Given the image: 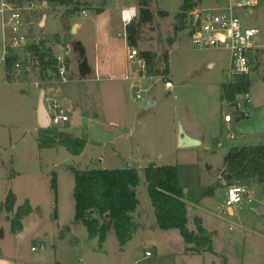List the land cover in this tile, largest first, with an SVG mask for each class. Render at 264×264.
<instances>
[{
	"label": "rangeland",
	"instance_id": "1",
	"mask_svg": "<svg viewBox=\"0 0 264 264\" xmlns=\"http://www.w3.org/2000/svg\"><path fill=\"white\" fill-rule=\"evenodd\" d=\"M34 1L36 8L26 9L22 14L23 33L30 41L44 42L52 48L53 55L67 65V78L74 76L73 65L78 62L72 39L75 36L72 27L78 18L86 22L78 39L87 44L93 64L100 57L104 63L110 61L115 68L114 74L121 75L126 65V44L120 35L123 23L118 9L137 6L135 18H138L140 0H79L81 11L72 14H68L72 6L28 0L29 3ZM195 1L194 8L210 9L218 7L222 0ZM148 2L154 21L143 26L138 48L163 60L171 51L170 73L174 87L170 92L157 86L149 96L136 99L130 83L118 81L120 100L117 101L108 92L110 82L96 81V72L80 83L45 84L41 79L42 70L33 61L30 71H9L0 67V203L12 190L17 197L16 208L26 201L32 207L27 220H24L26 217L22 220V226L25 221L22 236L7 234L2 241L6 251H12L14 243L21 257L19 264H264V228L259 227L261 232L243 229L237 218V215H245L244 219L251 221L250 208L253 209L259 199L264 200V187L251 186L252 202L242 205L246 207L235 217L224 213V191L217 187L220 180L217 176L231 148L264 145V134L243 136L234 124L230 131L224 127L225 115H233V109L221 99V85L228 78L231 55L225 49L204 50L194 45L186 24L175 17L184 0ZM107 5L105 15L96 25V14ZM84 11L89 12L87 17ZM161 12H166L167 16ZM237 13L245 27L258 29L256 42L264 46V0L238 9ZM2 49L0 23V55ZM254 73L251 93L240 95L239 99H252L259 111L264 108V57L257 63ZM50 76L54 78L55 74L44 73L46 81L62 80L49 79ZM42 91L45 92V105L56 101L70 116L68 123L51 128L77 138H88L82 156H74L64 146L39 147L42 129L38 109ZM149 98L156 102L155 106L146 107ZM180 127L183 132L185 128L186 132L200 138L202 143L195 147L180 146ZM231 134L235 135L233 139ZM152 163L179 170V185L189 208L187 227L197 231L195 221L200 218L203 227L215 232L214 250L227 257V262L222 255L188 252L180 230L158 228L144 171ZM72 167L81 171L132 167L139 171L140 184L135 190L141 225L126 250H120L111 225L107 228L106 241L100 246L99 239L91 238L85 225L75 222ZM54 176L56 192L52 188ZM211 187L217 189L215 196L207 194ZM7 214L3 212L0 216L3 232L10 227ZM219 214L228 219H221ZM39 240L45 241L43 250L38 245ZM147 251L153 256L147 257Z\"/></svg>",
	"mask_w": 264,
	"mask_h": 264
},
{
	"label": "trees",
	"instance_id": "2",
	"mask_svg": "<svg viewBox=\"0 0 264 264\" xmlns=\"http://www.w3.org/2000/svg\"><path fill=\"white\" fill-rule=\"evenodd\" d=\"M49 4L61 6H72L68 14L81 11L79 0H42ZM199 0L198 2H201ZM195 0H184L180 12L175 16L184 25L187 22L186 13L191 11L196 5ZM101 12V11H100ZM167 16L166 12H161ZM154 13L150 9L148 0H140L138 18L126 26V39L128 46L136 47L140 41V34L143 26L152 24ZM175 41V40H174ZM174 41L170 43L173 45ZM32 58L36 60L42 70L41 79L45 82L44 73L51 71L54 78L61 79L59 74V60L53 55L51 47L41 42L39 45L28 46ZM73 50L78 57V71L81 77L91 74L92 67L86 56V48L82 41L73 43ZM144 56L155 58L149 51L142 52ZM168 63L167 55L164 56ZM17 58L7 59V69L12 70ZM254 81L247 76H241L227 80L221 85L222 101L232 106L240 103L239 96L251 93ZM244 108L249 112V116L259 111L253 104L245 99ZM239 120V119H238ZM39 147L55 148L66 147L67 150L76 157L82 155L87 143V137L77 138L67 132H58L56 128H43L40 130ZM225 186L244 184L249 187L254 184L264 185V145L253 147L231 148L223 161ZM75 177L74 200H75V222L85 225L91 238H98L100 246L107 239L108 227L111 225L115 230L120 247L127 244L139 229L134 222L133 213L137 211L139 201L136 188L140 184L139 171L132 167L111 169H85L76 170L72 167ZM147 180V190L150 200L155 209L158 228L162 230H180L186 243L187 251L195 254L213 252V234L202 226L201 219H196L197 231H191L187 227L188 208L184 201L183 189L179 185V170L174 166H157L150 164L144 168ZM218 187V185H217ZM52 188L56 192V176L52 179ZM213 188V189H212ZM215 187L207 193L213 195ZM17 197L12 190H9L4 202L0 203V216L4 213H15L9 221L12 232L22 230V220L32 213L29 201L25 205L16 209ZM110 216V222L107 220ZM57 218V216H56Z\"/></svg>",
	"mask_w": 264,
	"mask_h": 264
},
{
	"label": "built area",
	"instance_id": "3",
	"mask_svg": "<svg viewBox=\"0 0 264 264\" xmlns=\"http://www.w3.org/2000/svg\"><path fill=\"white\" fill-rule=\"evenodd\" d=\"M43 4H49L38 0ZM245 0H222L219 9H201L193 8L186 22V30L194 45L200 49H225L231 55V67L228 72L227 81L241 76H247L250 79L254 75V69L258 62L264 57V46L256 42L258 29L245 27L237 10L256 5V3L244 2ZM37 3H29L28 0H0V23H1V42L3 49L0 55V67L7 69V59L16 57L17 60L12 69L30 71L32 65L36 64L28 51V46L39 45L37 41H30L28 36L23 33L24 22L22 14L26 9L36 8ZM83 13H86L85 11ZM126 12H123L125 18ZM129 23L131 18H129ZM18 51L28 52L29 54H19ZM168 57V63L163 59L149 58L144 56L138 46L128 47L126 52L127 70L122 75V80L129 82L136 99H144L152 93L157 86L163 91L170 92L173 89L172 75L170 73V53L164 56ZM63 59V58H62ZM59 60V59H57ZM63 61V60H62ZM59 60V74L63 81H66L67 65ZM39 86V83L36 84ZM249 100V99H247ZM147 101V100H146ZM241 101V100H240ZM250 101V100H249ZM244 101L236 106H232L233 115L226 114L224 117V127L231 130L232 125L240 121L250 119L249 112L244 108ZM251 102V101H250ZM51 126L60 127L70 121L65 108L56 101H50L46 105ZM239 119V120H238ZM234 134L230 138L233 139ZM227 196L225 207L233 209L236 206H242L251 203V188L244 184H235L227 187ZM32 247V250H36ZM147 257H152L151 251L146 252Z\"/></svg>",
	"mask_w": 264,
	"mask_h": 264
},
{
	"label": "crops",
	"instance_id": "4",
	"mask_svg": "<svg viewBox=\"0 0 264 264\" xmlns=\"http://www.w3.org/2000/svg\"><path fill=\"white\" fill-rule=\"evenodd\" d=\"M112 1V0H111ZM252 2L253 3H256L257 2V0H252ZM109 5V4H108ZM106 6L105 8H104V10L103 11H101L100 13H97L96 14V20H97V22H96V25L97 24H100V20H99V18H101L102 16H104L105 15V13H106V10H107V8L109 7V6ZM61 6V5H60ZM63 7V6H62ZM210 9H215V10H218L219 9V5H218V7H212V8H210ZM124 11H130V13L127 15L128 17H123V12ZM137 6H130V7H127V6H121L120 7V9H118V12H119V16H120V19L122 20V23H123V25H122V34H120L124 39H125V46H126V51H125V56H126V52H127V50H128V42H127V39H126V26L128 25V24H130L133 20H134V18L136 17V15H137ZM252 10L251 9H249V12H251ZM86 12V14L84 15V16H86L87 17V15H88V11H85ZM129 18H131L132 20H131V22L129 23ZM72 20V18L70 17V21ZM85 21H83V20H81V18L79 19L78 18V20H76V22L74 23V25H73V27H72V32L73 33H75V36H72L73 38V41L74 42H76V41H82V43L84 44V46H85V48H86V56H87V59H89V62H90V65H91V67H92V72H91V74L90 75H88V76H86V77H81L80 76V74H79V71H78V62L76 63L75 62V65H73V68L75 67V74H74V76L73 77H71V78H67L66 79V81H69V82H75V83H80L82 80H89V78L96 72V74H97V77L98 78H96V81H101V82H110V83H108L107 84V86H108V92H109V94L113 97V99L114 100H117V101H119L120 100V96H119V89H118V81H123L122 80V75L125 73V71L127 70V61L125 62L126 63V65H125V68H124V70L122 71V73H121V75H119V74H114V72H115V68L113 67V65H111V63H110V61H108L107 63H104L103 62V60H102V58H100L99 57V61L98 62H96V64H93V62H92V60L89 58V50H88V46H87V44L85 43V41L84 40H81V39H78V37L79 36H81V34H80V31H83L84 29H85ZM76 38L78 39V40H76ZM175 41H176V39H175ZM175 41H174V43H175ZM140 42V41H139ZM174 43H173V45H174ZM69 47H70V45H68ZM169 53L171 54V51H169ZM57 58H59V57H57ZM66 81H63V80H59V81H45V82H43V83H45V84H48V83H51V82H56V83H61V82H66ZM52 84V83H51ZM165 92V91H164ZM149 100V102H153V106H155L156 105V102H154V100H152L151 98H149L148 99ZM250 101H251V103L253 104V101H252V99H249ZM60 104V103H59ZM120 104V103H119ZM62 105V104H61ZM253 106H255V105H253ZM117 112H119V108H118V111ZM112 120V119H111ZM118 124H119V122H117ZM111 124H115V123H111ZM109 127H111V125H108V128ZM183 130H184V132H186V129L185 128H183ZM187 133V135L189 136V137H191V138H193V139H200V138H198L197 136H194V135H192L191 133H189V132H186ZM201 140V139H200ZM202 143V142H201ZM83 153V152H82ZM82 156V155H81ZM207 169H209L210 171H212V169H211V166H209V165H207ZM220 174L217 176V180H219L218 181V186L219 187H221L222 188V190L224 191V196H225V199H226V196H227V187L225 186V182H224V180H223V174H224V169H223V166H222V168H220V172H219ZM15 175H17L16 173H15ZM249 187V186H248ZM253 187H264V185H258V184H254L253 185ZM251 188V187H250ZM216 192H217V189H216V191L214 192V196L216 195ZM252 196H254V194L252 193ZM185 201V200H184ZM258 204H264V200H258L257 202H255V204H254V207H253V209H251L250 208V213H251V221L249 222L247 219H244V217H245V215L244 216H239V215H237V218H239V225L243 228V229H248V230H250V231H253V230H258L259 232H261V230L259 229V227L260 226H262L263 228H264V214L262 215V214H259V213H257L256 211H255V207H256V205H258ZM186 205H187V208H188V203L186 202ZM139 206V205H138ZM243 207H246V205L245 206H236L235 208H233V209H227L226 207H224V210H225V212L224 213H226L227 212V214H228V216L229 217H235L236 216V214H237V212H239V211H241V210H243ZM17 209V208H16ZM188 211H189V208H188ZM7 214V213H6ZM15 215V213H8L7 214V216H6V220L7 221H9V217H13ZM220 215V218L221 219H224V220H226V219H228V218H225V217H223V214H219ZM30 216V215H29ZM29 216H26V218L24 219V220H27V218L29 217ZM133 219H134V222L137 224V225H141V215H139L138 214V208H137V211L135 212V213H133ZM257 217H259V218H257ZM138 218H140V221L138 220ZM241 219V220H240ZM229 221V220H228ZM10 222V221H9ZM206 228V227H205ZM209 232H211L213 235L215 234V232L214 231H211L210 229H208V228H206ZM252 229V230H251ZM24 231H25V221H24V226L22 227V230L21 231H18L17 233H15V232H12V230H11V223H10V227L5 231V232H3L2 230H1V228H0V264H19V261L21 260V257H20V254H19V251L18 250H16V248H15V245H14V243H13V249H12V251H9V249L6 251L3 247H2V241H3V238H4V236L6 237V235L7 234H9L10 236H16L17 238H20L22 235L21 234H23L24 233ZM62 232L64 231V230H61ZM135 235V234H134ZM133 235V236H134ZM15 237V238H16ZM214 237V236H213ZM132 239H133V237H132ZM131 239V240H132ZM13 240H15V239H13ZM130 240V241H131ZM40 242H39V244L38 245H40V249L41 250H43L44 248H45V241H43V240H39ZM129 241V242H130ZM128 242V243H129ZM128 243L127 244H125L124 246H122V248L120 249L121 251L122 250H126V247H127V245H128ZM213 243H214V240H213ZM17 244H18V241H17ZM215 249V248H214ZM31 250H32V247H31ZM34 251V250H33ZM35 251H38V249H36ZM204 253H206V254H209V253H211V252H204ZM211 254H213V255H215V256H224L222 253H216L215 252V250L211 253ZM224 260H226V262L228 261V259H227V257H225L224 256ZM227 264V263H226Z\"/></svg>",
	"mask_w": 264,
	"mask_h": 264
},
{
	"label": "water",
	"instance_id": "5",
	"mask_svg": "<svg viewBox=\"0 0 264 264\" xmlns=\"http://www.w3.org/2000/svg\"><path fill=\"white\" fill-rule=\"evenodd\" d=\"M245 3L247 0L244 1ZM40 105L38 109L39 124L41 129L51 127V118L49 117L46 105H45V92L42 91L40 95ZM153 106V102H148L146 107ZM236 129L239 134L243 136L263 135L264 134V108L254 114L252 118L240 121L236 124ZM179 145L182 147H195L200 145L201 142L198 139L189 137L180 127ZM225 173V172H224ZM224 175V174H223ZM255 211L259 214H264V204H258L255 207ZM108 222H110V216H107Z\"/></svg>",
	"mask_w": 264,
	"mask_h": 264
},
{
	"label": "bare ground",
	"instance_id": "6",
	"mask_svg": "<svg viewBox=\"0 0 264 264\" xmlns=\"http://www.w3.org/2000/svg\"><path fill=\"white\" fill-rule=\"evenodd\" d=\"M125 12H126V15H128L130 13V11H125ZM126 17H128V16H126Z\"/></svg>",
	"mask_w": 264,
	"mask_h": 264
}]
</instances>
